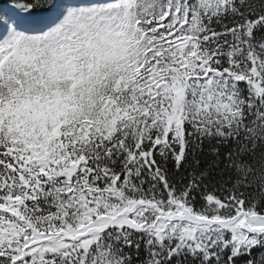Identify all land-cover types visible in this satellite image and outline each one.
I'll list each match as a JSON object with an SVG mask.
<instances>
[{"label":"snow or ice","instance_id":"obj_1","mask_svg":"<svg viewBox=\"0 0 264 264\" xmlns=\"http://www.w3.org/2000/svg\"><path fill=\"white\" fill-rule=\"evenodd\" d=\"M0 264H264V0H0Z\"/></svg>","mask_w":264,"mask_h":264}]
</instances>
